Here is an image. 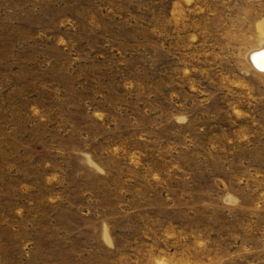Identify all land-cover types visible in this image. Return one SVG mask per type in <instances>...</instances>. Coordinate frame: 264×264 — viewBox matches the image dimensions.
Masks as SVG:
<instances>
[{"label":"rangeland","instance_id":"374dc122","mask_svg":"<svg viewBox=\"0 0 264 264\" xmlns=\"http://www.w3.org/2000/svg\"><path fill=\"white\" fill-rule=\"evenodd\" d=\"M264 0H0V264H264Z\"/></svg>","mask_w":264,"mask_h":264},{"label":"bare ground","instance_id":"6f19581e","mask_svg":"<svg viewBox=\"0 0 264 264\" xmlns=\"http://www.w3.org/2000/svg\"><path fill=\"white\" fill-rule=\"evenodd\" d=\"M260 49H262V52H261V54H262V56H263V58H264V44H262V46L260 47V48H258V49H256V50H254V51H252L251 53H253V58H254V62H252V65H254L255 67H256V65L257 66H259V67H262L263 68V66H261V65H258L259 64V61H258V59H259V50ZM250 53V54H251ZM262 59V58H261ZM257 68V67H256ZM258 70H260V71H264V69H259V68H257Z\"/></svg>","mask_w":264,"mask_h":264},{"label":"water","instance_id":"95a60500","mask_svg":"<svg viewBox=\"0 0 264 264\" xmlns=\"http://www.w3.org/2000/svg\"><path fill=\"white\" fill-rule=\"evenodd\" d=\"M258 52H259V54H258V55H259V59H258L259 64H258V65L263 66V68H262V67H259V66H257V65H256V67L259 68V69H264V58H263V56H262V54H261L262 49H260ZM248 58H249V61H251V63L254 62L253 53L249 54V55H248ZM261 58H262V59H261Z\"/></svg>","mask_w":264,"mask_h":264}]
</instances>
